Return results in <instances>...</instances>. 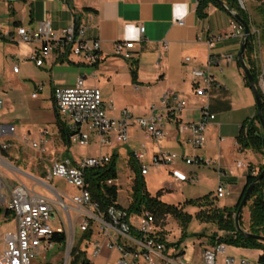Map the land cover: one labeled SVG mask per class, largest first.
<instances>
[{
	"label": "crops",
	"instance_id": "obj_1",
	"mask_svg": "<svg viewBox=\"0 0 264 264\" xmlns=\"http://www.w3.org/2000/svg\"><path fill=\"white\" fill-rule=\"evenodd\" d=\"M196 5L197 0H26L24 2L0 0V39L7 43L4 44L5 46L9 43L14 45V49L11 51H8L9 46L5 47L7 54L11 52L21 55L28 49L31 59L32 54L42 46L35 41L20 42L16 34L18 27L36 29L41 23L47 22L53 35L58 37L63 29L73 24L75 16L79 17V23L86 26V37L99 42V59L93 64L73 55L64 56L61 54V50L53 47L40 65L42 66L45 63L49 68H52L54 65L58 66V63L67 61L77 67L86 68L83 72L77 71V75L71 81L50 76L49 99L55 115L56 133H53V139L48 142L46 150H44V155L46 156V153H48L47 157L51 159L49 166L55 160L68 158L73 162L76 161L69 152V146L72 143L68 140V136L66 140L63 139L59 128L60 123L69 134L71 124L66 120L64 121L61 118L62 116L58 114L52 93L54 88L74 87L79 78L83 80L86 87L99 89L104 102L112 101L114 97L117 102H119V98H123L126 104H130L131 109L126 107H120L116 110L108 109L107 115L112 118L119 117L123 109H126L135 117L146 116L152 107L159 106L161 96L166 91L175 92L181 99L185 100L186 106L177 113L170 114L162 110L165 137L160 141L148 138L155 144L148 162H143L147 159L148 154L141 149L145 152V156L140 164L147 166V170L148 165H152V155L160 151H167L175 153L177 157L168 164L157 165L168 166L171 175L173 171H177L191 179L188 181H193V176H189L175 167L176 161L190 165L184 163L181 156L185 154L202 158H206V156L212 158V156L206 142L201 148L189 146L186 143V136L179 133L177 125L179 122H197L201 117V108L206 102L210 106V111L215 115L205 131L208 136L211 137L214 132H217L220 136V132L224 130V132H231L236 138L244 118L245 120L250 119L252 110L254 108L256 110L252 91L245 84L243 69L237 65V54L243 33L237 31L236 21L225 9L210 3L207 7V16L198 19L195 14ZM179 21L182 24H179ZM140 24L144 27L142 35L139 33ZM116 42H133L130 59L121 58L114 53ZM26 45H29V48ZM185 57H190V62H186ZM133 61H136L134 77L131 74V62ZM192 67L206 69L211 74L215 86L210 88L208 96H197L195 94V82L191 76ZM17 72L18 70L14 73ZM31 97L37 98V92H32ZM0 99L2 98L0 97ZM2 101L4 106V100L2 99ZM13 118L15 122L24 121L20 116ZM0 123L15 126L13 136L0 137V145L5 143L10 145L5 150H0V164L3 162L0 166L5 170L6 166L10 171L18 170L24 176H28L34 184L44 189L47 194L38 193L34 190L33 185L30 187L23 183L30 191L51 201L57 199V196H61L66 205L71 207L69 198L78 193L77 188H75L76 193L67 196L64 192L52 186L51 183H47L46 181L52 178L48 176L49 166L46 168V178L43 179L36 175H28L29 171L21 167L6 164L7 155L17 154L22 148L21 144H10V140H18L31 146L32 141H36L33 137L38 136L39 139L41 130L45 128L39 127L32 130L33 133H31V130L27 127L18 129L13 121L0 120ZM138 132L144 134L138 126L130 125L128 128L129 139L126 144L135 142V136ZM23 135L28 136L27 142L22 140ZM91 139H95L101 144L98 134L95 132L91 133ZM113 139H115L114 134H110L109 146H112ZM220 140H222L221 137ZM222 149L223 147L218 144L217 150ZM34 150L35 148L31 146L30 152L33 153ZM137 150L139 148L129 146L125 150L124 156L128 155L130 159L132 158V161L138 167L133 157V152ZM35 151L37 154L40 152ZM112 154L116 155L115 152ZM112 154L107 155L111 156ZM94 156L99 155L88 157ZM30 161L33 162V160ZM132 161L130 160V164ZM243 163L245 167L256 165L259 163V157L255 153L253 164L250 162ZM226 172L225 168L219 167V176L225 175ZM228 173L233 176L235 171L233 168H229ZM147 174L148 171L145 175ZM145 175H142V177ZM0 178H2L1 174ZM171 178L175 184L186 182L175 181L173 175ZM168 189V191L171 190ZM68 211L72 218L76 216L73 210L68 209ZM59 213L64 224L65 222L68 223L67 215L60 207ZM56 217L61 223L60 216L55 213L54 219ZM75 238L78 243L81 238L80 233L77 236L75 235ZM81 244L85 246L86 242H81ZM55 246L61 250L63 249L60 245ZM204 248L206 247L201 249L199 258L191 264L200 261L201 252ZM85 249H87L86 246Z\"/></svg>",
	"mask_w": 264,
	"mask_h": 264
},
{
	"label": "built area",
	"instance_id": "obj_2",
	"mask_svg": "<svg viewBox=\"0 0 264 264\" xmlns=\"http://www.w3.org/2000/svg\"><path fill=\"white\" fill-rule=\"evenodd\" d=\"M239 2H241L239 0ZM182 24L181 21L178 22ZM237 31L242 33V28L237 25ZM86 26L79 23L76 30L73 25L63 29L60 36L53 35L47 22L41 23L36 29L20 26L16 34L20 42H38L42 46L32 54L36 66H40L54 47L61 50L64 56L73 55L88 63H95L99 59V42L86 37ZM144 27L139 25V33L142 35ZM133 42H116L114 53L124 59L131 58ZM190 62V57H185ZM18 68L14 66L13 71ZM191 76L195 82V94L197 96H208L209 90L215 86L211 74L206 69L199 67L191 68ZM261 81V91L264 93V78ZM53 100L59 115L70 119L68 140L78 145H87L91 133L98 134L99 142L108 145L109 135L114 134L119 143H126L129 139L128 128L136 125L141 128L146 138L160 141L166 135L162 110L170 114L181 111L185 106V100L181 99L175 92L166 91L162 94L158 107H152L146 116L135 117L126 109H123L117 118L107 115V110H113L112 101H103L101 92L97 88L86 87L81 78L77 79L72 88H54ZM3 101L0 99V110ZM215 118L206 102L201 108V117L197 122L183 123L177 125L180 134L186 137V143L193 148H201L205 142V131L209 122ZM15 126L13 124L0 123V137L13 136ZM49 135L47 129L41 130L40 138L32 141L31 146L40 149V144ZM22 140L27 142L28 136L23 135ZM9 144L0 145V150L8 148ZM145 156L143 150L133 152V157L138 164L141 175L147 173V166L140 162ZM177 155L167 151H160L151 156L152 164H168ZM186 164L206 163L202 157L181 156ZM110 155L102 154L94 157H86L76 161L71 159L55 160L48 168L49 177H60L77 188L78 193L69 198L71 207L67 206L61 196L51 201L48 198L30 191L24 184L15 185L6 200L2 193L4 181L0 178V205L10 209L14 214L15 230L7 231L3 236V247L0 252V264H41L40 258H44L45 251L51 250L55 242L51 240L55 232L65 234V248L63 254L64 264H69L71 243L75 238L76 227L79 229L80 237L91 229V235L85 240L86 248L91 250L92 256L100 253L102 248L113 250L117 253V264H186L183 255L176 247H168V241L160 237L155 230L154 217L148 211L139 214L128 213L125 208L109 206L106 212H101L95 202L91 200L88 183L85 180V172L89 168H99L109 163ZM236 168H243L245 164L241 161L235 163ZM173 178L177 182L188 181L190 178L173 171ZM108 180L107 184H111ZM46 185V184H45ZM216 198L225 195L224 185L219 184L215 191ZM59 207L67 215V226L59 213ZM68 209L75 212L72 218ZM55 213L60 216L62 228H52L51 220ZM77 222V224H75ZM91 223L96 230L93 231ZM226 252L223 244L204 248L201 252L200 261L196 264H217V254ZM223 264H264L258 260L250 262L245 258L236 261L233 257L225 256Z\"/></svg>",
	"mask_w": 264,
	"mask_h": 264
},
{
	"label": "rangeland",
	"instance_id": "obj_3",
	"mask_svg": "<svg viewBox=\"0 0 264 264\" xmlns=\"http://www.w3.org/2000/svg\"><path fill=\"white\" fill-rule=\"evenodd\" d=\"M240 1V6L246 9L251 20L250 32L251 34H255L252 60H254L255 70L257 72V86L261 89L260 79L264 78V0ZM4 44L7 43L0 39V97L4 100L0 120L13 121L18 129L20 127H27L31 130V133H33L32 130H36L39 127L47 129L50 133L45 137L46 142L40 144V152L35 148V150L39 152L38 154L35 150L33 153L30 152V145L23 144L24 142L22 143L18 140H10V144H21L22 148L17 154L11 153V155H7L6 164L21 167L29 171L28 175H36L39 178L45 179L46 168L51 163V159L47 157L48 153H46V156L44 155V150H46V145L53 139V135L56 133L55 115L49 99L50 76H53V78L61 77L66 81H71L77 75V71L83 72L86 68L77 67L73 63L67 61L58 63V66L54 65L52 68H49L45 63L42 66H36L34 60L29 57L28 49L21 55L11 52L7 54L5 47L9 46L8 51H11L14 49V45L9 43L5 46ZM26 46L29 48V45ZM13 65L18 68L17 73L12 71ZM35 91L37 92V98H32L31 93ZM112 102L115 110L120 107L131 109L130 104H126L123 98H119V102H117L116 98L113 97ZM254 114L255 108L252 110L251 115L253 116ZM19 116L22 117L24 121L15 122L13 117ZM61 118L71 124L70 119L63 116ZM220 137L222 140H220ZM205 138V142L212 156V158H207V156L203 158L208 164L197 165L195 163L185 165L179 163L178 160L175 164V167L179 168L187 175L193 176V181L175 184L172 182V175L169 172L168 166L151 165L149 163L148 174L143 177L145 187L151 196L156 195V193L160 191V199L162 202L173 205H183V210L191 215L184 231L180 223L171 216H166L162 223L155 224V230L161 231L166 241L169 243L180 240L177 250L183 252L181 253L183 255V261L186 264H191L196 261L203 247H212L209 241L212 234L221 235L223 233L219 230L216 223L196 218L195 213L198 211L199 207L186 205L185 202L188 200L198 201L205 195L213 196L217 186L223 184L225 195L221 198H217L215 206L217 208H232L239 197L247 171V166L243 168L234 167L235 162L240 160L241 162H250L253 164L256 153L259 157V163L253 165L255 171L264 163V155L261 153L254 152L249 148L243 149L241 152L238 151L237 149L239 148H237L238 145H236L235 136L231 132H224L223 130L220 132V136L217 132H214L211 137L205 132ZM33 139L37 141L38 136H34ZM135 140L137 142L122 144L113 139L112 146H109L106 144H99L95 139H91L87 145L72 143L69 146V152L74 160L84 159L92 155L116 153L115 166L117 177L113 183L117 185V202L123 207H127L131 201V188L135 177V172L131 168L129 156H124L125 150H127L129 146L139 148V150H145L148 155L147 159L143 162H148V158L152 153V148L155 145L154 142L148 140L145 134L141 132L136 133ZM218 144L223 147L220 151L217 150ZM17 157H19L20 161ZM30 160H33V162ZM2 163L0 165H2ZM220 166L226 169L227 172L225 175L219 176L218 169ZM229 168L234 169L235 174L233 176L229 175ZM0 174L4 180V187H6L2 190L6 199L9 198L11 189L19 183H24L30 187L33 185L36 192L47 194L44 189L34 184L33 181L29 180L30 178H28V176H24V174L18 170L10 171L7 166L5 170L0 166ZM46 182L51 183L52 186L64 192L67 196H71L77 191L73 185L60 177H52ZM168 188L171 190L168 191ZM249 202L250 201H247L245 203L240 214V218L245 226L242 227V229L246 231L248 223L247 206ZM5 207V204L0 205L2 209ZM65 225L67 226L66 222ZM51 226L54 229L58 227L62 228V224L59 222L58 217L51 220ZM91 226L93 231H95V224L91 223ZM12 230H15V219L11 218L6 220L4 217H0V252L3 247L4 234ZM183 232L185 235L182 234ZM78 234L79 229L76 227L75 235L77 236ZM76 244L77 241L76 238H74L71 243V248ZM223 245L226 247V252L217 254V264H223V258L225 256L233 257L236 261L245 258L250 262H254L261 253V251L254 246L245 247L230 243ZM80 247H83L82 244H80ZM83 249L86 251V258L89 259L92 264H117V253L113 250L103 248L98 255L92 256L90 249ZM64 251L65 248L61 250L54 246L51 250L45 251L44 258H40L39 261L41 264H64Z\"/></svg>",
	"mask_w": 264,
	"mask_h": 264
},
{
	"label": "trees",
	"instance_id": "obj_4",
	"mask_svg": "<svg viewBox=\"0 0 264 264\" xmlns=\"http://www.w3.org/2000/svg\"><path fill=\"white\" fill-rule=\"evenodd\" d=\"M26 1V0H19ZM226 6L236 11L240 17L251 27V20L246 9L242 8L239 4V0H222ZM212 3L222 8L214 0H197L195 14L198 19H203L207 16V7ZM255 34L248 35L246 49L244 52V59L249 67V70L253 76L254 83L257 86V72L255 70L254 60H252V54L254 49ZM132 71L131 74L135 76L136 61L131 62ZM237 65L241 68L240 63L237 61ZM245 84L248 86L246 77L244 76ZM257 90L260 97L261 113L264 122V93L257 86ZM60 132L64 140L68 136L67 130L59 123ZM236 143L240 150L251 149L254 152L261 153L264 155L262 147V128L256 114L250 119H246L242 122L239 132L236 136ZM115 154L111 155V159L108 164L99 168H89L85 172V180L88 183V189L90 192L91 200L98 206L99 211L106 212L109 206H115L116 208H123L117 202V185L113 181L117 177L116 166H115ZM132 161V158L130 159ZM132 169L135 172L133 184L131 188V201L125 210L128 213L139 214L142 211H148L154 217L155 224L163 222L166 216L175 218L185 230V227L191 218V215L183 210V205L167 204L161 201L159 191L156 195L151 196L144 184L143 177L135 165V162H131ZM264 163L261 164L255 171L254 166L248 165L245 173V180L243 187L240 191L239 197L232 208H217L215 201L217 200L215 194L213 196L205 195L198 201L188 200L185 202L186 205L198 206L199 209L195 213V217L199 220L214 222L218 225L219 230L223 233L221 235L212 234L209 238L210 244L216 246L218 244H235L242 246H254L257 247L261 253L258 257V261L264 263V243L255 240L244 238L235 227L234 214L237 206L246 190L248 185L256 178L257 174L263 169ZM108 180H112L111 184H107ZM247 201H250L247 206L248 223L247 231L252 234L261 235L264 237V176L259 180L252 188ZM246 201V202H247ZM0 217H4L6 220L14 218L13 212L5 207L0 208ZM239 224L243 225L242 219L239 217ZM158 234L162 238H165L161 231ZM185 235V233H182ZM91 235V229L85 231L78 243L71 248L69 264H92L89 259L86 258V251L80 247L81 242H84ZM65 234L63 232H55L51 240L61 247L65 244ZM179 241L174 243L168 242V247H178ZM180 253L182 251H179Z\"/></svg>",
	"mask_w": 264,
	"mask_h": 264
},
{
	"label": "water",
	"instance_id": "obj_5",
	"mask_svg": "<svg viewBox=\"0 0 264 264\" xmlns=\"http://www.w3.org/2000/svg\"><path fill=\"white\" fill-rule=\"evenodd\" d=\"M215 2H217L223 9H225L227 12H229L231 14V16L240 24V26L243 29V36H242V41H241V45H240V49L239 52L237 54V60L240 63L243 72H244V76L246 77V80L248 82V86L250 87L252 94L254 96L255 99V106H256V110H255V114L258 117V120L261 124V128H262V147H263V152H264V122H263V118H262V113H261V103H260V97H259V93L257 90V86L254 83V79L253 76L249 70L248 65L246 64V61L244 59V52L246 49V43H247V39H248V35L250 34V28L248 26V24L240 17V15L234 11L229 9L226 4L224 3V1L222 0H214ZM79 24V17L75 16L74 20H73V28L74 30L77 29ZM264 176V167L263 169L257 174L256 178L248 185V187L246 188L238 206L235 212V217H234V223H235V227L236 230L244 237V238H249V239H255V240H259L261 242L264 243V237L261 235H256V234H252L249 233L248 231L242 229V227L239 224V217L241 214V210L243 208V206L245 205L248 196L252 190V188L254 187V185L263 178Z\"/></svg>",
	"mask_w": 264,
	"mask_h": 264
},
{
	"label": "bare ground",
	"instance_id": "obj_6",
	"mask_svg": "<svg viewBox=\"0 0 264 264\" xmlns=\"http://www.w3.org/2000/svg\"><path fill=\"white\" fill-rule=\"evenodd\" d=\"M234 20H235V19H234ZM235 21H236V20H235ZM235 24H236V26H237V25H239V26H240V24H239L237 21H236V23H235ZM240 27H241V26H240ZM241 28H242V27H241ZM242 33H243V29H242ZM181 254H182V253H181Z\"/></svg>",
	"mask_w": 264,
	"mask_h": 264
}]
</instances>
